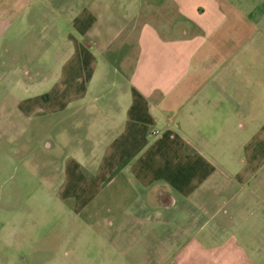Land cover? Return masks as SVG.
I'll return each instance as SVG.
<instances>
[{
  "label": "crops",
  "instance_id": "obj_1",
  "mask_svg": "<svg viewBox=\"0 0 264 264\" xmlns=\"http://www.w3.org/2000/svg\"><path fill=\"white\" fill-rule=\"evenodd\" d=\"M43 1L0 0V42L58 43L56 78L20 69L25 114L98 145L91 178L64 161L60 198L156 264H264V0Z\"/></svg>",
  "mask_w": 264,
  "mask_h": 264
},
{
  "label": "rangeland",
  "instance_id": "obj_2",
  "mask_svg": "<svg viewBox=\"0 0 264 264\" xmlns=\"http://www.w3.org/2000/svg\"><path fill=\"white\" fill-rule=\"evenodd\" d=\"M232 11L234 16L239 13L235 5ZM45 36L21 39L8 34L0 42V264H156L151 257L160 250L142 249L135 242L139 235L128 242L79 220L77 188L59 196L68 177L64 161L73 158L80 175L91 178L99 154L94 137H82L72 126L61 135L60 124H53L55 115L25 114L22 102L39 91L28 86L36 73L29 78L20 69L35 60L33 67L43 73L39 79L47 83L58 74L57 59L52 58L58 43H49L44 53ZM29 42L35 44L33 52ZM46 144L52 145L51 151Z\"/></svg>",
  "mask_w": 264,
  "mask_h": 264
}]
</instances>
